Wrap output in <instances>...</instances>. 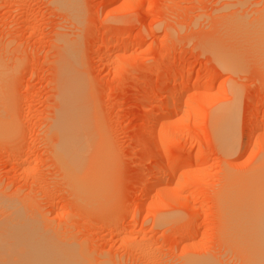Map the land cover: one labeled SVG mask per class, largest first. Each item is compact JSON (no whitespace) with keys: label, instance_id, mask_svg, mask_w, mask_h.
<instances>
[{"label":"rangeland","instance_id":"obj_1","mask_svg":"<svg viewBox=\"0 0 264 264\" xmlns=\"http://www.w3.org/2000/svg\"><path fill=\"white\" fill-rule=\"evenodd\" d=\"M79 3L0 0V264L51 263L72 247L94 264H249L248 211L264 187V0ZM171 99L177 110L159 124ZM62 106L108 157L87 196L58 156L61 132L72 133ZM231 115L238 146L227 151L213 126Z\"/></svg>","mask_w":264,"mask_h":264},{"label":"bare ground","instance_id":"obj_2","mask_svg":"<svg viewBox=\"0 0 264 264\" xmlns=\"http://www.w3.org/2000/svg\"><path fill=\"white\" fill-rule=\"evenodd\" d=\"M60 4H61V6L64 8V9H68V11H70L71 12V8L73 9H79L80 11H82L81 10V8H79L80 7V3H79V0H57ZM80 11H77L78 12V14H81V13H79ZM76 12V13H77ZM74 15H76V13H74V11L72 12ZM78 16V15H77ZM77 16H76V18H77ZM264 21V20H263ZM259 25H261V24H259ZM259 28V30L260 31H264V24L262 23V26L260 27V26H258ZM258 30V31H259ZM262 43V42H261ZM66 45L65 46H63L64 47V49H63V51L65 52V54H66V56L64 57L65 59H66V62H68L67 64H68V66H72V67H77V66H79V68H80V66H82V64H81V59H80V50L78 49V48H75V46H70L68 43H65ZM261 45H263V44H261ZM68 60V61H67ZM76 69H78V68H76ZM68 70V69H67ZM70 72V71H69ZM78 72H80V74H81V70L80 71H78ZM63 74V73H62ZM65 74V73H64ZM72 74V73H71ZM75 75V74H74ZM64 76V75H63ZM68 76V75H67ZM73 76V75H72ZM71 77V76H70ZM69 77V78H70ZM77 77V76H76ZM67 77H65L64 78V82L66 81V82H68V80H65ZM68 78V79H69ZM196 79V78H195ZM73 80V79H72ZM0 81H1V78H0ZM66 82L64 83L65 85H66ZM1 83V82H0ZM69 83H70V81H69ZM72 83V82H71ZM75 83V82H74ZM63 84V83H62ZM72 85V86H71ZM71 85H69V86H71V87H68L67 88V86H64V87H66L68 90H70L71 88V90H72V92L74 91L73 89L76 87V85L75 86H73V84H71ZM63 88V87H62ZM61 88V89H62ZM64 90H66V89H63V93L65 94V93H67V92H65ZM78 90V89H77ZM181 93H186L187 91H185V89L183 88V89H181V90H179ZM61 92V93H62ZM70 92L71 91H69L68 93L70 94ZM78 92V91H77ZM77 92H75V93H77ZM61 94V95H63L64 96V94ZM178 93V92H177ZM180 93V94H181ZM0 94L2 95L1 96V98H0V101L3 103V104H1V102H0V105H4L5 106V102H4V97H3V93H1V90H0ZM179 94V95H180ZM60 95V96H61ZM67 95V94H66ZM63 96H61L60 98H61V100L63 101V103L65 102V100L67 101V103L69 102V100L72 98V97H74V96H71L70 98H68V97H66L65 96V99L63 98ZM175 96V95H174ZM174 96H171V98L172 97H174ZM170 99V98H169ZM175 99H176V96H175ZM174 99V100H175ZM75 100V99H74ZM77 100V99H76ZM173 99H171V101L169 100V101H167L168 102V104H166V106L164 107V109L161 111V113L159 114L160 116H159V118H158V123L159 124H163L164 123V120L166 119V116L168 117L169 115H172L173 113H175L176 112V107L175 106H173V104L171 103L172 101L173 102H175ZM67 103H66V105H63L65 108H67ZM70 103V102H69ZM68 103V104H69ZM76 103V102H75ZM72 104H73V102H72ZM1 107L0 106V109H1V111L0 112H2V113H0V115H3L4 114V109L3 108H5V107ZM63 106H62V110L61 111H63L64 110V112L66 113V114H63L62 116H64V115H66V117L64 118V119H67V118H70L69 116V114H71V116L73 115L72 113H69V112H67V110L69 111V109H71V108H73V109H75L76 107H77V105L75 104H73L72 105V107H71V104H70V107L69 108H67V110L64 108L63 109ZM69 106V105H68ZM78 108V107H77ZM5 111H6V109H5ZM70 111H74V110H70ZM76 111H77V109H76ZM75 111V112H76ZM64 112H60V114H62V113H64ZM236 114V113H235ZM4 116H7L6 115V113H5V115ZM214 116V115H213ZM235 116L236 115H231V116H229L228 117V119H222L221 117H217V118H214L215 119V121H214V134H215V136H216V139L219 141V145H221L222 147H224V148H226L227 149V151H233V150H235V148H236V142H238V141H236L237 139H238V127L236 126V123H237V121L235 120ZM237 117V116H236ZM59 118H60V116H59ZM73 118V117H72ZM71 118V119H72ZM80 118H82V117H80ZM61 119V118H60ZM64 119H61V122L62 123H60L58 120V122L63 126L62 127V129L64 130V123H65V121L67 122V120H69V119H67V120H65L64 121V123H63V120ZM69 120V123H70V121L72 122V120ZM77 118H75V120H76ZM237 119V118H236ZM2 120V121H1ZM3 120L4 119H2V118H0V123L1 122H3ZM75 120L73 121V124L75 123ZM81 121H85L86 122V119L84 120V118H82V119H80ZM80 120H78L79 122H80ZM5 121V120H4ZM84 122V124H82V125H85V124H88V123H85ZM82 122H80V124H81ZM2 124V123H1ZM57 125H55L56 126V128H58L59 126H60V124H58V123H56ZM77 124V123H76ZM59 125V126H58ZM71 125V123L69 124V126ZM58 126V127H57ZM66 127L65 128H68L67 127V124L65 125ZM85 126H87V125H85ZM84 126V127H85ZM71 128H70V135H68L67 133V129H66V132L65 133H63V132H61V135L60 136H62V134L64 135V134H66V135H68V136H66V135H64V136H62V138L61 139H59V140H61V141H59V142H57V143H60V145L58 144V147H59V155L58 156H62V161L64 160V162H65V164L66 165H68V169H69V171H68V175L70 176V175H72V177L70 176V178L72 179V181H73V179L75 178V180H76V183H77V187H79L78 188V192H85V193H83V194H85L86 196H87V194H88V192H89V194L92 192V191H94V190H98V187L99 186H101V185H97V183L99 182V183H102V181H101V176H102V179H103V177H104V175L103 174H105V173H103V170L101 169V165H100V162H102V161H104L103 163H107V162H105V159H107L108 157H105V159H104V157L103 156H101L100 155V157L98 156V152H96V151H94L93 149H96V146H97V144H96V146L95 145H93V146H95V147H93L92 146V144L94 143V142H91V140H94V139H92V137H90V133L88 134V133H85V134H83L84 132L83 131H85L82 127L80 128V126H70ZM237 127V128H236ZM4 128V127H3ZM69 129V128H68ZM81 129V130H80ZM83 129V130H82ZM63 130H59V131H63ZM82 131L81 133H78V132H80V131ZM237 130V131H236ZM87 132V131H86ZM89 132V131H88ZM82 134V135H81ZM91 134H92V132H91ZM84 135V136H83ZM87 135V136H86ZM88 135H89V137H88ZM253 134H252V132H247V136H246V141H247V144L252 140V136ZM60 136H59V138H60ZM91 138V140H89ZM95 141V140H94ZM97 143V142H96ZM101 143V142H100ZM100 143H98L99 145L98 146H101L100 145ZM238 146V145H237ZM104 147V146H103ZM93 148V149H92ZM101 148V147H100ZM105 148V147H104ZM58 149V148H57ZM98 149V148H97ZM92 150L94 151V153H97V154H92ZM100 150V149H99ZM98 150V151H99ZM106 151V150H105ZM67 152H69V155L67 156ZM102 153V152H101ZM105 153H107V151L105 152ZM104 155V154H103ZM188 155V154H187ZM186 157V156H185ZM101 158V159H100ZM180 158H182V156L180 157ZM180 158H178V160H176L174 163H175V165L177 166V163L179 164V162H180ZM99 159V160H98ZM184 159H188L187 157L186 158H184ZM203 159V158H202ZM67 162H66V161ZM181 160H183V159H181ZM188 160H191V159H188ZM197 160V159H196ZM198 160H200L201 161V157H200V159H198ZM204 160V159H203ZM107 161V160H106ZM205 161V160H204ZM203 161V162H204ZM188 163V162H187ZM261 164V163H260ZM64 165V164H63ZM180 165V164H179ZM259 165V164H258ZM65 168H67V166H65ZM68 169H66V170H68ZM173 169H174V167H173ZM258 169V168H257ZM256 169V170H257ZM261 169H264V168H261ZM260 168H259V174H261L260 173V171H262ZM72 170V171H71ZM71 171V172H70ZM106 171V170H105ZM264 171V170H263ZM69 173H72V174H69ZM173 174V173H172ZM168 175H171V169L170 168H168V167H166V168H163V171L160 173V175H157V177H156V184H158V185H161V184H163V181H165V179H166V177L168 176ZM257 175V174H256ZM255 175V176H256ZM261 175H264V173H262ZM174 176V175H173ZM259 176V175H258ZM257 176V177H258ZM170 177V176H169ZM100 178V179H99ZM261 178V177H260ZM98 179V180H97ZM258 179V178H257ZM74 180V181H75ZM262 180H264V179H262ZM96 181V182H95ZM98 181V182H97ZM256 181V180H255ZM261 181V180H260ZM260 181L258 182V183H260ZM95 183H96V185H95ZM250 183V182H249ZM94 184V185H93ZM252 184H253V182H252ZM256 185H257V183H255ZM247 185V184H246ZM255 185V186H256ZM259 185V184H258ZM74 188L76 187L75 186V183H74ZM155 186V185H154ZM157 186V185H156ZM251 186H253V185H251ZM262 186H264V182H263V185ZM261 186V187H262ZM248 187H250V186H248ZM93 188V189H92ZM239 188V187H238ZM258 188H259V186H258ZM263 188L264 187H262L260 190H258V193H260L259 191H261V193L260 194H262V198H259L258 196V198L259 199H261V200H259V201H257L256 203V206H254L255 205V202L254 201H256V199L255 200H252V198H251V200H252V202H254L253 204L252 203H250L249 204V206L250 207H252L253 208V210L251 211V212H249L248 211V219H252L253 220V224L251 225V226H247L245 223V225H246V227H247V229H248V238H246V240L245 241H243V244H244V246L246 245V250H247V253H248V260H249V264H264V190H263ZM76 189V188H75ZM231 189V188H230ZM229 189V190H230ZM246 189H251V187L250 188H246ZM81 190V191H80ZM92 190V191H91ZM160 190H164L163 188H161ZM234 190H237V189H234ZM234 190H232L231 192H233ZM257 190V189H256ZM91 191V192H90ZM164 191H166V190H164ZM247 191V193L248 192H250V193H252L251 191H248V190H246ZM246 191H244V192H246ZM253 191V190H252ZM263 191V192H262ZM81 192V193H82ZM142 192H144V191H142ZM254 192V191H253ZM167 193V192H166ZM257 193V194H258ZM230 194H232V193H230ZM145 195V194H144ZM163 195H165L164 193H163ZM229 195V194H228ZM234 195V194H233ZM233 195H231V196H233ZM245 195H246V193H245ZM256 195V193L253 195H251V196H255ZM230 195L228 196V197H231ZM247 196H249V193L247 194ZM227 197V198H228ZM240 197V196H239ZM256 197V198H257ZM257 198V199H258ZM229 199L230 198H228V199H226V200H228L229 201ZM248 200H250V199H248ZM239 201V200H238ZM230 202H231V200H230ZM240 202H242V201H240ZM12 203V202H11ZM233 203V202H232ZM228 204V203H227ZM245 204V202H243V205ZM9 205H11V204H9ZM17 205V204H16ZM228 205H231V204H228ZM236 205V204H235ZM239 205H241V204H239ZM247 206H248V204H246ZM227 206V205H226ZM248 206V207H249ZM254 206V207H253ZM8 207V206H7ZM11 207H13V206H11ZM15 207V206H14ZM233 207V206H232ZM239 207V206H238ZM249 207V208H250ZM235 208V207H234ZM255 208V209H254ZM230 209V208H229ZM228 209V210H229ZM233 209V208H232ZM227 210V209H226ZM249 210V209H248ZM251 210V209H250ZM19 211V210H18ZM229 211H232V210H229ZM227 213H228V215L231 213H229L228 211H226ZM227 213H225V214H227ZM233 213V212H232ZM231 213V215L233 216L234 215V213L232 214ZM224 214V215H225ZM236 215V214H235ZM7 216V215H6ZM25 216V215H24ZM227 218H229L228 216H226ZM25 218V217H24ZM28 218V217H27ZM231 219V218H230ZM229 219V220H230ZM233 219V218H232ZM26 220V219H25ZM228 220V221H229ZM234 220V219H233ZM1 221H5L4 220V218L1 220ZM26 222V221H25ZM230 223L232 222V220L231 221H229ZM228 223V222H227ZM4 224H6V223H4ZM3 224V225H4ZM9 225V224H8ZM230 225V224H229ZM232 226V225H231ZM25 227V226H24ZM23 227V228H24ZM29 227V226H28ZM36 227V226H35ZM39 227V226H38ZM239 227V228H238ZM237 227V229H239V230H242L243 229V227L242 226H238ZM232 228V227H231ZM250 228V229H249ZM233 229V228H232ZM236 229V228H235ZM236 229V230H237ZM29 230H31L30 228H29ZM42 231V230H41ZM25 232V231H24ZM27 232V231H26ZM13 233H14V231H13ZM32 233H34V232H32ZM34 234H36V233H34ZM9 235V234H8ZM8 235H7V237H8ZM26 235V234H25ZM27 235H29V233L27 234ZM32 235V234H31ZM10 236H11V234H10ZM15 235H13V237H14ZM45 236V235H44ZM30 237V236H29ZM36 237V236H35ZM4 238V237H3ZM16 238V237H15ZM34 239V238H33ZM36 239V238H35ZM42 239V238H41ZM2 240V239H1ZM31 240V239H30ZM36 240H38V239H36ZM43 240V239H42ZM47 240V238L44 240V241H40V239H39V241H37L38 243L39 242H45ZM52 240V239H51ZM28 241V240H27ZM2 242V241H1ZM12 242V241H11ZM15 242V241H14ZM31 244V243H30ZM46 244V243H45ZM45 244H44V246H43V248L44 247H46V249H48L49 247L48 246H45ZM48 244H50V243H48ZM10 246H11V244H9ZM21 245V244H20ZM33 245V244H32ZM15 247V246H14ZM13 247V249L14 250H19V248L18 249H15ZM31 247V246H30ZM35 247V246H34ZM37 247H39L40 249H42V247H40V246H37ZM48 247V248H47ZM38 248V249H39ZM58 249V248H57ZM60 249V248H59ZM63 249H64V247H63ZM69 249V248H68ZM14 250H12V251H14ZM22 250V251H21ZM21 250H19V251H21V252H19V254L20 253H22L23 252V249H21ZM43 250V249H42ZM65 250H67L66 248H65ZM3 251H5V250H3ZM70 253L68 254V253H66V252H63L62 253V251H60L59 253H61V254H58V253H51L52 254V256H55L56 258H55V260L54 261H56V259H57V262L56 263H53L54 261H53V259H52V262L50 263V262H48V259H47V257H44L43 255H39V259L40 260H42L41 262H39V264H94V263H92L91 261H90V259L81 251V250H79L78 248H75V247H72L71 248V250H68ZM37 252V251H36ZM36 252H35V254H36ZM40 252H41V250H40ZM39 252V253H40ZM17 253V252H16ZM25 253V252H24ZM24 253H23V255H24ZM65 253L66 254H68L67 256L65 255ZM14 255V254H13ZM21 255V254H20ZM25 255H27L26 253H25ZM24 255V256H25ZM33 255H34V253H33ZM32 255V256H33ZM7 256V258H8V255H6ZM17 256H19L18 255V253H17ZM28 256V255H27ZM4 257V256H3ZM9 257H11V256H9ZM22 257V256H21ZM51 257V256H50ZM29 257H25L24 259H28ZM32 258V257H31ZM52 258V257H51ZM23 259V260H24ZM39 259H37L38 261H39ZM22 260V259H21ZM28 260H31V259H28ZM35 260H33V262H34ZM198 261H201V260H197L195 263L193 262V261H191V264H192V262H193V264H196ZM27 262V261H26ZM28 262H30V261H28ZM27 262V263H28ZM32 262V261H31ZM21 263V262H20ZM190 263V262H189ZM188 263V264H189ZM23 264V263H22ZM30 264V263H29ZM36 264H38L37 262H36ZM198 264V263H197ZM200 264H203V262H201Z\"/></svg>","mask_w":264,"mask_h":264}]
</instances>
